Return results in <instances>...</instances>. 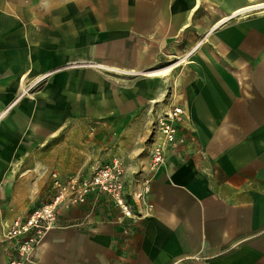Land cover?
I'll return each mask as SVG.
<instances>
[{
    "label": "crops",
    "instance_id": "0c3cea01",
    "mask_svg": "<svg viewBox=\"0 0 264 264\" xmlns=\"http://www.w3.org/2000/svg\"><path fill=\"white\" fill-rule=\"evenodd\" d=\"M198 39L180 75L182 93L158 113L182 106L181 129L193 139L168 149L162 165L152 170L147 159L140 171L134 152L104 144L78 165L62 160L59 143L50 148V168L56 167L50 172L62 179L117 159L128 193L146 185L144 201L134 202L146 214L125 233L129 219L105 196H91L59 212L36 263L264 264V0H0V105L8 104L0 120L16 103L13 93L28 67L66 65L54 72L42 108L32 113L18 102L0 126V264L7 260L4 224L52 194L48 165L28 157L40 156L58 134H30L28 117L49 120L51 105L59 108L57 120H140L146 106L162 108V76L174 66L145 73L154 81L108 90L101 72L85 63L143 72L156 57L186 53L187 41ZM31 53L37 60L28 61Z\"/></svg>",
    "mask_w": 264,
    "mask_h": 264
},
{
    "label": "rangeland",
    "instance_id": "374dc122",
    "mask_svg": "<svg viewBox=\"0 0 264 264\" xmlns=\"http://www.w3.org/2000/svg\"><path fill=\"white\" fill-rule=\"evenodd\" d=\"M192 40H188V51L183 54L177 53L174 56H160L156 57L155 62L148 70L143 72H131V73H116L113 71L106 70L97 66V62H87L85 65H90L91 67L99 70L101 76L106 78L108 90L110 87H125L129 86L131 82L136 80H150L154 81V78L146 77L145 73L152 70H160L170 66H174L170 71L166 72L163 77L162 84V97L157 102L162 108L157 111L151 105L146 106L142 112V119L137 120L136 117L130 118L128 120H111L109 118L105 119H96L88 121H67V120H57L52 114L58 112L57 106H54L53 109L51 105L49 106L47 112L53 118L49 120H42V122L31 121V116L28 117V124L26 131L30 134L34 130L37 132H43L48 134H58L54 140H47L44 145H42L40 156L38 152L36 154H31L28 159H34L35 156L40 157L44 164L48 165L47 172L55 169L56 167L50 168L51 165V154L50 148L52 145L59 143L60 149L63 151V159L74 161L76 164H82L86 160L91 161L98 152H95L98 147L101 145H109L110 148L117 149L120 148L124 153H133L135 159H138V164L140 171L145 167L147 159L149 160V152L152 145L157 139V134L155 132L154 122L158 113L163 112V106L167 105L169 98L174 94H181V88L179 85L180 75L184 77V66L190 65L194 56L190 53L192 47L198 43ZM16 44L17 42H13ZM27 48V51L34 53V48ZM29 56L28 61L37 60L36 56ZM44 59V57H40ZM29 62L27 63V67ZM75 65H77L75 63ZM63 66H56L52 68H47L41 72H35L32 70V66L28 67L26 72L20 74L19 87L13 93V98L16 99V103L10 108H7V112L0 120V126H2L3 119L12 112L13 108L18 106V102H26L27 107L32 109V113H35L37 108H42L38 103H41L45 98L50 96V81L55 71L60 70ZM158 82L159 78H155ZM46 91V93H45ZM85 90L84 92H86ZM1 94H4V90L1 89ZM160 98V97H159ZM17 104V105H16ZM8 104H1L0 107H8ZM41 105V104H40ZM103 118V117H102ZM45 119V118H44ZM58 140V141H56ZM39 146V145H38ZM120 146V147H119ZM39 150V151H40ZM68 152V153H67ZM137 152V153H135ZM62 155V154H60ZM69 155L72 158H68ZM73 159V160H72ZM87 161V162H88ZM58 169H63L61 166H57ZM37 170H32L33 176L36 175ZM29 174V173H28ZM32 177V179H34ZM50 176V174H49Z\"/></svg>",
    "mask_w": 264,
    "mask_h": 264
},
{
    "label": "built area",
    "instance_id": "2783aa9c",
    "mask_svg": "<svg viewBox=\"0 0 264 264\" xmlns=\"http://www.w3.org/2000/svg\"><path fill=\"white\" fill-rule=\"evenodd\" d=\"M186 118L182 106L170 109L155 118L157 139L149 152V168L155 169L165 162L166 151L191 141L181 129ZM51 197L45 201L32 202L24 216H16L2 227L1 240L7 247L5 264H37L36 251L47 233L54 228L59 212L82 204L89 197L105 196L120 214L129 219L123 231H129L132 222L146 214L135 211L136 200L144 201L146 185L140 192L128 193L125 185V170L117 159L99 163L87 174L60 178L56 171L50 172ZM148 209L151 207L148 205Z\"/></svg>",
    "mask_w": 264,
    "mask_h": 264
},
{
    "label": "bare ground",
    "instance_id": "6f19581e",
    "mask_svg": "<svg viewBox=\"0 0 264 264\" xmlns=\"http://www.w3.org/2000/svg\"><path fill=\"white\" fill-rule=\"evenodd\" d=\"M167 70H169V69H163V70H161V71L152 72V73H150V76H158V75H162V74L165 73Z\"/></svg>",
    "mask_w": 264,
    "mask_h": 264
}]
</instances>
